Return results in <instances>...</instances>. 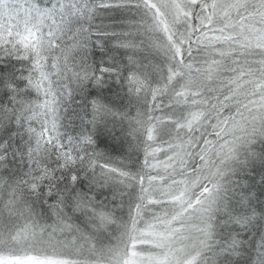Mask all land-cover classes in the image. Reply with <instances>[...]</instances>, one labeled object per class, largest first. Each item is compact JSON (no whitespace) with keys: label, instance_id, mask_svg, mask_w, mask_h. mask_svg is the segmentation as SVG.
<instances>
[{"label":"snow or ice","instance_id":"1","mask_svg":"<svg viewBox=\"0 0 264 264\" xmlns=\"http://www.w3.org/2000/svg\"><path fill=\"white\" fill-rule=\"evenodd\" d=\"M0 264H264V0H0Z\"/></svg>","mask_w":264,"mask_h":264}]
</instances>
